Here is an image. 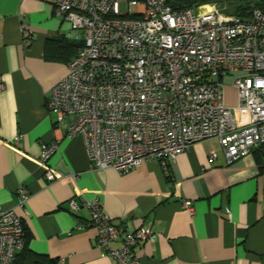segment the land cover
Returning a JSON list of instances; mask_svg holds the SVG:
<instances>
[{"label": "built area", "instance_id": "1", "mask_svg": "<svg viewBox=\"0 0 264 264\" xmlns=\"http://www.w3.org/2000/svg\"><path fill=\"white\" fill-rule=\"evenodd\" d=\"M43 1L70 23L59 35L82 42L45 107L57 128L81 136L90 168L122 173L151 158L165 165L209 138L218 139L231 164L264 145V5L244 19L216 3L175 9L167 0ZM21 31L31 37L25 26ZM232 72L241 74L234 75L236 104L229 107L223 87ZM238 111L246 112L245 123ZM56 150L55 141L41 143L47 182L61 177L47 163ZM28 197L18 188L16 206L24 208ZM68 204L90 209L96 244L115 264H138L134 246L155 237L146 226L128 230L115 223L95 199ZM183 206L194 214L189 201ZM24 236L22 216L0 208V264H13Z\"/></svg>", "mask_w": 264, "mask_h": 264}, {"label": "crops", "instance_id": "2", "mask_svg": "<svg viewBox=\"0 0 264 264\" xmlns=\"http://www.w3.org/2000/svg\"><path fill=\"white\" fill-rule=\"evenodd\" d=\"M22 26L31 37L22 35ZM68 28L47 1L0 0V208L22 216L31 234L28 248L55 264H115L96 244L90 209L69 208L70 199H95L115 223L128 230L146 226L155 234L134 246L138 264H264L259 146L226 164L218 139L209 138L165 165L151 158L122 173L90 168L81 136L57 128L45 107L52 86L67 72L66 61L45 59V43ZM237 114L245 123L246 112ZM53 141L57 150L47 163L61 177L47 182L39 156L41 143ZM18 188L29 194L24 208L16 206ZM80 224L85 227L77 229Z\"/></svg>", "mask_w": 264, "mask_h": 264}, {"label": "trees", "instance_id": "3", "mask_svg": "<svg viewBox=\"0 0 264 264\" xmlns=\"http://www.w3.org/2000/svg\"><path fill=\"white\" fill-rule=\"evenodd\" d=\"M167 3L175 9L194 7L205 3H216L223 7V11L241 18H248L255 7L264 5V0H167ZM82 45L81 41L69 40L63 36L47 38L44 57L46 60L68 62ZM264 152V145H259ZM31 234L25 227L24 244L16 254L15 264H55V260L45 254L30 250L27 246Z\"/></svg>", "mask_w": 264, "mask_h": 264}, {"label": "rangeland", "instance_id": "4", "mask_svg": "<svg viewBox=\"0 0 264 264\" xmlns=\"http://www.w3.org/2000/svg\"><path fill=\"white\" fill-rule=\"evenodd\" d=\"M125 9L124 3L120 4V11H123ZM70 28V23L66 21ZM68 28V29H69ZM241 74V72H232L231 74L227 75L224 78V87H223V99L224 103H231L232 107L236 104V90L232 86V81L234 78V75Z\"/></svg>", "mask_w": 264, "mask_h": 264}]
</instances>
